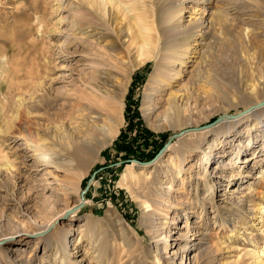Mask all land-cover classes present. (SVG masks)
Segmentation results:
<instances>
[{"label": "rangeland", "instance_id": "rangeland-1", "mask_svg": "<svg viewBox=\"0 0 264 264\" xmlns=\"http://www.w3.org/2000/svg\"><path fill=\"white\" fill-rule=\"evenodd\" d=\"M71 1L0 0V103L10 102L0 144L12 164L0 167V264H264V121L246 125L243 120L217 141L209 129L247 113L244 99L262 101L255 100L246 76L253 51L241 52L226 42L239 32L264 37V0L186 3L182 23H197L200 32L190 43L183 72L166 87L164 98L183 89L186 76L196 68L201 35L218 36L222 54L213 57L211 84L196 85L203 89L197 94L206 96L198 99L193 119L175 128L168 115L150 120L143 115L145 84L154 62L137 65L138 51L128 38L126 27L136 11L126 9L137 0H120L123 9L118 12H108L102 0H88L94 10L88 21L92 36L76 32L67 22ZM76 1L83 2L74 0V5ZM141 1L156 24L157 0H145V5ZM219 7L226 18L222 34L218 25H207L208 13ZM109 15L114 17L110 24ZM60 16L67 19L60 21ZM115 25L121 30L114 32ZM111 84L117 109H106L104 98L86 99ZM64 99H79L102 117L108 114L107 122L116 125L112 139L81 161L71 154L66 128L77 109ZM44 101L52 107L37 110L36 104ZM51 129L59 132L58 144L49 147L58 152L56 162L64 167L40 165L16 138L22 130H39L41 136ZM178 132L181 135L159 151ZM230 161L234 164L226 167ZM79 225L89 228L82 238L72 232L70 238H78L76 248L65 252L62 232ZM84 249L88 251L82 255Z\"/></svg>", "mask_w": 264, "mask_h": 264}, {"label": "bare ground", "instance_id": "bare-ground-1", "mask_svg": "<svg viewBox=\"0 0 264 264\" xmlns=\"http://www.w3.org/2000/svg\"><path fill=\"white\" fill-rule=\"evenodd\" d=\"M73 1L74 0L70 2L72 11L70 12V18H69L70 20L68 19L67 22L71 24L73 30H75L76 32L83 31L85 35L90 36L91 34L89 33L92 32L93 28H91L92 22H88V21L90 20V16L94 11V10L92 11L91 8L92 4L88 0H85L86 2H84L83 0V2L76 1L75 5L77 6H75ZM102 1H103V7L107 8L108 12L113 11V9H116L117 12L120 9H123L122 7H120L121 4L123 3L120 0H102ZM144 1L145 0L141 1V3H143L142 5H145L146 2ZM191 1L192 0H157L156 2V4L158 3L156 5L157 11L155 12L156 14H154L157 15L158 13V19L156 24H154L155 23L154 19L153 21L149 20L150 17L149 14H147L146 10H144V8H141V6L138 4L140 3V0L135 1L137 2V4L131 7L132 9L131 8L126 9L128 11L127 13H129L130 11L133 12L136 11L135 15L130 18L132 21L131 25L126 27L129 32L128 38L129 40L132 41L131 45H133L138 51L139 58H137L138 63L136 62V64L137 65L143 64L149 60L154 62V65L152 66V70L150 71L149 76L147 78V82L145 84V91H146L145 94L147 100L144 101V104L146 106L143 107L142 109L143 115L147 120H150V118H152L153 116L154 118H158L162 115L163 116L168 115L170 118L169 125L171 128L185 125L187 121H191L193 119L192 116L194 115L193 113L196 110L195 109L196 103H198V99L204 96V94L206 93L205 92L203 95L199 96V94L202 93L197 94V91L198 90L200 91V88L197 90L198 86L196 85H198L199 81H202L207 85L211 84L212 82L211 80H213V78L211 80L209 79L210 77L209 71L212 70V66L214 65L213 57L220 56L222 54V51L220 50L221 39H219L218 36L206 38V35L204 34L201 35L202 41H200L199 43L200 47L197 50L198 57L197 60H195L193 63L196 65V68L195 69L193 68L194 70L190 72L188 76H186L184 83L185 86L183 87V89H178L177 91L174 92L170 91L168 92V94L166 93L164 98L163 92L166 90V87L169 86L170 82H172L175 79V77L179 76L183 72L182 67L187 63V59L189 58L190 43L191 41H195L197 33L200 32V28L199 27L197 28L198 25L197 23H194L193 25L192 24L184 25L182 23V18H183L182 13L186 10L187 7L186 3ZM209 2L210 0H202V3L204 4ZM109 4L113 8L108 6ZM99 8H101V6ZM219 8L220 10H218L217 12L211 11L210 13H208L209 23L207 25H209L210 27H214L215 25H218L222 30L221 32L222 34L226 27V18L223 9L221 7ZM204 11L205 8L203 9L202 13H204ZM263 13L261 14L264 16ZM82 17L83 19L86 20L85 23L82 22L81 20ZM113 18H114L113 16L110 17L109 15L108 17L109 24ZM65 19L67 18L63 16H60L59 18L60 21H63ZM116 24L117 25L122 24L121 20ZM117 25H115V28L113 27L114 32H116L117 30H121V28H119ZM88 28H90V30ZM153 28H156L155 33H152L154 30ZM209 32L210 31H206L205 34H208ZM239 33L240 35H238ZM239 33L236 34L234 38H230L229 40H227L226 43L229 47L238 48L241 52L253 51L252 53H250L252 55L251 63H253V65L248 70V73H246V76H247V80L250 81L249 87L251 88L250 90L254 92L252 93L253 96L256 97L255 100H262V101L256 103L254 101L252 102L249 99L243 100V98H241L243 101H246V103H244L246 104L244 110L248 112L238 118L223 119L220 122V124H218L217 126L209 128L211 129V132H214L217 138L216 141L222 140L221 138L223 137L224 134H229L230 131L235 129L236 125L242 122L243 120H246L245 121L247 122L246 125H251V122L259 121L260 123L264 121V37L259 36L260 34H258L259 36L258 38L257 36L254 35L250 36L251 34L243 35V33L242 34L241 32ZM111 45L112 48H115L114 43ZM249 71H251L250 74ZM249 75L251 76L249 77ZM97 79H103V76H97ZM108 86L109 88L111 87L112 89L108 88L106 89L105 92L104 91L102 92L100 89L97 88L96 89L97 92L93 94L91 93V95L88 94V97L86 99L87 100L93 99L94 101L101 100V102H103V98H104L106 102V109L109 107V111L111 112L113 108L114 110L117 109V106L114 105L115 85L111 84ZM202 86L204 87V85ZM201 91H203V89ZM71 101L72 104L70 103ZM71 101L69 102V100L64 99V102H67L69 104V107L72 108V110L77 109L76 111L77 113L74 114L75 111L74 113H72L71 111L73 120L69 121L66 128L69 130L70 137H68V139L72 146L71 154L72 156H74V158H77L79 161H81L85 157L93 156L102 147H104V145L108 141H110V139H112V137L114 136L117 130L115 124L113 123L110 124L107 122L108 114L102 117L99 114L100 111L95 109L93 106L85 104L81 102V100L79 99L71 100ZM4 102L5 103L3 104L0 103L1 104L0 129L2 128V123L8 120L7 110L9 109L10 102L7 103L6 100ZM62 104L64 105V107L68 106V104L65 103ZM48 106L52 107L50 102L44 101L39 104H36L35 108L37 110H44L46 108L50 109ZM244 110H242L241 112H243ZM114 112H112V114H114ZM70 114L68 115L70 116ZM115 117H117V113ZM104 119H106L105 120L106 123L104 122ZM37 125L40 126V123L38 122ZM58 133L59 132L57 130L51 129V132L39 136L38 135L39 130H37L35 134L34 132L33 133L29 131L25 132L22 130L18 134H16V138H18V140L22 139L24 141V143L28 146V149L32 151L33 156L38 160L40 165L51 164V165H55V167H64L65 164L56 162L58 152L55 153V151L49 147V144H52L53 142L54 144H58L57 143ZM238 142L241 145V137L238 139ZM212 146L214 147L216 145L212 144ZM166 147L161 151H164ZM239 150L240 148H238L236 152L237 154ZM210 155H211V150L205 152V155L203 157L205 163L209 161ZM10 159H11V155L7 152H4V149L0 144V162H1L0 167L1 165H4L10 168L12 165L11 163H9ZM250 159L252 158L250 157L249 160ZM246 160L247 159L242 160L241 162H246ZM231 164L234 163H231L230 161V163H226L225 166L232 167ZM179 173L180 171H178V174ZM236 175L237 177L241 176L238 173H236ZM165 188H171V186L168 187L166 186ZM209 188L210 190H212V184H210ZM242 188L247 189V187H242ZM250 188L251 187H248V190H250ZM219 226H221L220 223ZM88 228L89 227L83 228L82 225H79L78 227H76V230L73 229L72 227L71 230L63 231L60 239V245L62 246L63 250L65 252H68L69 248H71L72 250L76 248L75 245L77 243L76 240L78 238L71 239L70 236L72 235V232H75L77 234V237L79 236V238H82L83 236H85V233ZM27 233L29 232L28 231L23 232V234H27ZM204 234L200 233V235L203 237ZM38 238L40 240L44 239L43 241H45L48 247L52 246L51 240L46 239L44 236H39ZM1 240L2 239H0V241ZM87 251L88 250L84 249L82 255H85ZM261 256L259 255L257 258L260 259ZM101 261H102V257H99L98 262Z\"/></svg>", "mask_w": 264, "mask_h": 264}, {"label": "water", "instance_id": "water-1", "mask_svg": "<svg viewBox=\"0 0 264 264\" xmlns=\"http://www.w3.org/2000/svg\"><path fill=\"white\" fill-rule=\"evenodd\" d=\"M218 119V118H217ZM216 119V120H217ZM216 120H214L213 122H211L210 124L214 123ZM209 124V125H210ZM181 132H178V133H173L172 135H170L167 140L164 142V144L162 145V147L160 148L159 151H161L162 149H164L169 143H170V140L174 137H178L180 136ZM94 173L91 174L90 178L88 181H90L91 177L93 176ZM87 189V184L85 185L84 189L81 191V194L84 193V191Z\"/></svg>", "mask_w": 264, "mask_h": 264}]
</instances>
